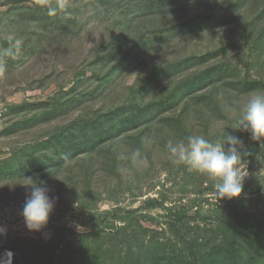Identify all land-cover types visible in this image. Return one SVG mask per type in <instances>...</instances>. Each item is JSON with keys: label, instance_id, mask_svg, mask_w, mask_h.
<instances>
[{"label": "trees", "instance_id": "1", "mask_svg": "<svg viewBox=\"0 0 264 264\" xmlns=\"http://www.w3.org/2000/svg\"><path fill=\"white\" fill-rule=\"evenodd\" d=\"M205 35L212 41L201 46ZM170 46L179 52L156 56ZM54 82L42 97H2L0 199L25 202L31 178L58 200L50 239H9L0 256L13 251L12 264H264V177L252 171L264 137L235 129L238 114L223 108L264 90V0H0V89ZM228 134L243 141L251 176L240 197L212 203L216 181L173 163L165 145L190 135L226 143ZM135 148L148 165L122 175L117 151ZM160 161L175 172L180 198L167 202L159 191L137 206L118 203L124 189L144 196L141 181L160 173ZM69 212L88 230L63 222Z\"/></svg>", "mask_w": 264, "mask_h": 264}, {"label": "clouds", "instance_id": "2", "mask_svg": "<svg viewBox=\"0 0 264 264\" xmlns=\"http://www.w3.org/2000/svg\"><path fill=\"white\" fill-rule=\"evenodd\" d=\"M56 8H49L48 14L54 15ZM229 113H237V130L250 132L253 139L264 137V90L249 94L243 107L237 109L235 102L224 104ZM145 144L153 143L151 137L144 138ZM225 144L229 147L226 149ZM173 163L185 165L197 172L208 175L217 182L214 187L218 199H233L241 196L244 190V172L241 168L243 141L234 135L226 138V143L212 142L202 135H190L185 139L169 138L165 145ZM243 155H247L246 152ZM116 158L123 162L118 171L130 176L134 169L146 167L147 157L140 148L120 149ZM32 182L27 186L22 216L30 231H40L48 221L55 208L58 197L49 194L50 190L41 183L29 178ZM4 230L0 229V235ZM7 260L0 264H11L13 253L6 252Z\"/></svg>", "mask_w": 264, "mask_h": 264}, {"label": "rangeland", "instance_id": "3", "mask_svg": "<svg viewBox=\"0 0 264 264\" xmlns=\"http://www.w3.org/2000/svg\"><path fill=\"white\" fill-rule=\"evenodd\" d=\"M211 35V34H209ZM209 35H205V38H203L202 41H200L198 44H201V46H205V45H210L211 41H210V37ZM212 36V35H211ZM102 37V32H98V34L96 32H94L92 35L88 36V38L86 39V41L84 42V51L87 52L89 50V48L93 45L94 42L96 41H100V38ZM214 37V42L217 41V39H219V34H217ZM78 44H76L77 46ZM177 48H180L178 45L176 46ZM174 47H168V48H163L158 51L159 54H157L156 56H167L171 52H175L174 54L178 53L179 50ZM65 54V52H64ZM74 54V53H73ZM73 54H65L68 58L73 57ZM64 55L63 61H66L67 58ZM173 55V54H172ZM49 63V65L46 63V61H42V62H38L33 66L31 69L28 68V70L25 69H21L22 72H20V74H18L19 72H15L16 74H18L19 76L11 77L9 78V82H17L16 78L20 77V75L22 74H27L29 75V77H31V75H34L37 71L38 68H43L41 66V64L50 66L52 64V59H48L47 61ZM72 62H69L68 64H70ZM60 67H62L63 65L60 63L59 65ZM30 69V70H29ZM39 69V71H40ZM20 70V71H21ZM38 71V72H39ZM58 85V82H54L50 85H48L46 88H42V89H28V90H22L20 89L18 92H14L12 94H7L5 93L6 91H13V90H17V87H20L18 85H15L14 83L12 85H10L8 88L6 89H0V112L2 111L1 108L4 105V101H3V96H5V98L8 101H12L15 103H18L20 101H22L25 98L28 97H42L46 94L51 93L52 91H54L56 89ZM0 125H1V120H0ZM3 139H0V143H2ZM249 162L244 163L243 165H241V168L244 172L245 178H244V183L248 182V180L250 179L251 176V165L249 166ZM163 165V163L160 161L157 163V165L155 164L156 167H158V171H160V173H154L152 174V176H148L147 179L145 181H141L143 182L142 184V188L141 191L143 193L144 196L140 197V196H132V192H129L127 189H124V192H120L117 195V199H118V203L122 204V205H128L133 203V206H137L139 204L140 199L145 198L146 196H155L157 197L159 195V191H162V193L167 197V202H173L174 200L177 201L180 196L182 195V193L179 191V184L178 181L176 180V174L175 172L169 171L165 168H161V166ZM156 171V169L154 170ZM252 171L259 175L258 178L260 177H264V156L263 157H259L258 161H256L253 166H252ZM205 175V174H204ZM154 176V177H153ZM208 179H213L211 177L208 176ZM207 181V180H206ZM216 181V180H215ZM217 182V181H216ZM206 197L209 199V202H214L217 198L216 193H208L206 195ZM134 199V200H132ZM133 201V202H132ZM24 200L20 201V202H12L8 199L7 196H3L0 199V229L4 230V234L0 235V243H5L6 241H8L9 239L11 241H13V243H15V241L17 240L18 237L20 236H27V237H32V238H42L43 240H48L51 238V228L50 225L52 224V222L49 220L47 225L41 229L40 231H30L28 230V228L26 227L24 218L22 216V209L24 206ZM108 207L107 203H103L101 204V209H105ZM63 222H65L68 226L70 227H76L77 231H87L88 227L85 226V224H83L82 220L80 218H76L72 216V213L69 212L68 215H66L63 219ZM145 225L150 226V227H155V225H151L149 223L145 222ZM6 251H11L8 249H5L2 251L1 256H0V261H5L6 259ZM13 253V251H11ZM14 254V253H13ZM12 259L13 256L11 258V264H12Z\"/></svg>", "mask_w": 264, "mask_h": 264}, {"label": "bare ground", "instance_id": "4", "mask_svg": "<svg viewBox=\"0 0 264 264\" xmlns=\"http://www.w3.org/2000/svg\"><path fill=\"white\" fill-rule=\"evenodd\" d=\"M5 259L7 260V256H6V258H5ZM6 260H5V261H6Z\"/></svg>", "mask_w": 264, "mask_h": 264}, {"label": "built area", "instance_id": "5", "mask_svg": "<svg viewBox=\"0 0 264 264\" xmlns=\"http://www.w3.org/2000/svg\"><path fill=\"white\" fill-rule=\"evenodd\" d=\"M6 252H7V251H6ZM6 252H5V253H6Z\"/></svg>", "mask_w": 264, "mask_h": 264}]
</instances>
